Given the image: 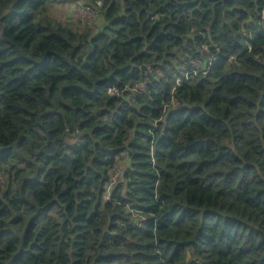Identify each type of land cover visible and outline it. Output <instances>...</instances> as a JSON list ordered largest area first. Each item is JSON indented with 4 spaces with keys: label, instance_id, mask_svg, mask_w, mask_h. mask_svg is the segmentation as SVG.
<instances>
[{
    "label": "trees",
    "instance_id": "16d2710c",
    "mask_svg": "<svg viewBox=\"0 0 264 264\" xmlns=\"http://www.w3.org/2000/svg\"><path fill=\"white\" fill-rule=\"evenodd\" d=\"M66 2L0 0V264H264V0Z\"/></svg>",
    "mask_w": 264,
    "mask_h": 264
},
{
    "label": "rangeland",
    "instance_id": "374dc122",
    "mask_svg": "<svg viewBox=\"0 0 264 264\" xmlns=\"http://www.w3.org/2000/svg\"><path fill=\"white\" fill-rule=\"evenodd\" d=\"M68 1L69 2L55 5L51 9L52 18H54L55 20H58V21H64L65 19L68 18V15L69 16H73L74 18H76V13L81 10L80 7L81 6L85 7L84 0H68ZM100 21H101L100 15H98V18H97V21H96L95 24L99 25ZM193 67H194V70L199 72L197 74V75H199L200 72H201V65L197 61H195L193 63ZM204 74H206V73H204ZM126 166H128V165H126ZM114 178H115V181H116L118 177L116 175H114ZM0 185L4 186L5 185V181L4 180H0Z\"/></svg>",
    "mask_w": 264,
    "mask_h": 264
},
{
    "label": "built area",
    "instance_id": "2783aa9c",
    "mask_svg": "<svg viewBox=\"0 0 264 264\" xmlns=\"http://www.w3.org/2000/svg\"><path fill=\"white\" fill-rule=\"evenodd\" d=\"M85 4V3H84ZM97 7H102V2H97ZM80 11L76 13V20L77 21H82L88 25H91L94 23V19L96 17V12L94 10H91L86 4L85 7H80ZM115 93L114 90H109L108 94L109 95H113ZM117 182V180L115 181V178H113L111 185H115V183Z\"/></svg>",
    "mask_w": 264,
    "mask_h": 264
}]
</instances>
